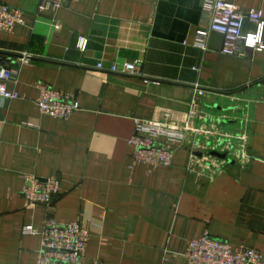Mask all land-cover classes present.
I'll return each instance as SVG.
<instances>
[{
	"label": "crops",
	"instance_id": "crops-1",
	"mask_svg": "<svg viewBox=\"0 0 264 264\" xmlns=\"http://www.w3.org/2000/svg\"><path fill=\"white\" fill-rule=\"evenodd\" d=\"M206 1L68 0L38 10L40 0H0L24 21L0 30V67L17 71L6 88L21 95L0 99V264H34L49 216L88 226L85 264H188L187 241L204 234L264 252V98L249 148L255 160L244 170L231 165L215 183L185 171L184 149L169 167L130 158L134 119L166 112L184 121L195 83L234 90L264 82V0H226L262 11L242 27L255 45L242 39L234 55L205 28ZM125 64L135 74L121 72ZM38 82L71 93L77 109L66 119L40 113ZM24 173L58 177L60 194L48 206L27 205Z\"/></svg>",
	"mask_w": 264,
	"mask_h": 264
},
{
	"label": "built area",
	"instance_id": "built-area-1",
	"mask_svg": "<svg viewBox=\"0 0 264 264\" xmlns=\"http://www.w3.org/2000/svg\"><path fill=\"white\" fill-rule=\"evenodd\" d=\"M67 1L40 0L38 10L55 9ZM204 8L205 28L222 38L221 53L234 55L242 39L246 47L255 45L256 34L243 35L242 27L245 20L257 23L262 18L261 10L242 11L226 0H207ZM23 23L21 10L0 2L1 31H12ZM29 59L30 56L23 55L18 60L23 64ZM97 68H102L101 64ZM109 70L118 71L114 67ZM121 72L135 74V67L125 64ZM16 79L17 71L0 67L1 100L21 98L16 91L6 88V82ZM35 86L38 92L32 102L40 113L66 119L77 109L71 93L42 82ZM263 98V81L248 82L234 90H218L195 83L184 121H176L166 112L156 120L134 119L133 135L128 141L132 164L169 167L174 150L184 149L188 153L185 171L209 183L221 179L231 165L246 169L255 160L249 148L256 107ZM20 194L27 205L48 206L60 194V180L53 175L42 179L33 173H24ZM31 232L30 227H24L23 233ZM40 236L34 264H85L83 252L90 234L88 226L80 219L59 224L49 216ZM184 256L188 264H264L263 251L247 245H232L206 234L189 239ZM90 264L100 263L93 259Z\"/></svg>",
	"mask_w": 264,
	"mask_h": 264
},
{
	"label": "water",
	"instance_id": "water-1",
	"mask_svg": "<svg viewBox=\"0 0 264 264\" xmlns=\"http://www.w3.org/2000/svg\"><path fill=\"white\" fill-rule=\"evenodd\" d=\"M221 157H223L224 155H220Z\"/></svg>",
	"mask_w": 264,
	"mask_h": 264
}]
</instances>
